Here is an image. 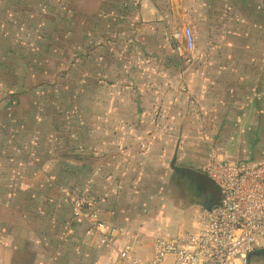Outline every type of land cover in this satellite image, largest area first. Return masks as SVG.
<instances>
[{
	"label": "rangeland",
	"instance_id": "1",
	"mask_svg": "<svg viewBox=\"0 0 264 264\" xmlns=\"http://www.w3.org/2000/svg\"><path fill=\"white\" fill-rule=\"evenodd\" d=\"M56 1L21 12L28 0H0V264H14L36 247L40 264H123L117 247L100 250L99 260L92 246H85L87 256L78 254L68 244L77 237L70 225L82 224L86 234L94 216L108 227L142 222L136 231L156 225L159 233L166 229L154 218H168L171 230L184 214L176 236L195 234L197 215L219 198L217 189L205 199L195 178L209 179L212 155L219 151L236 163L249 157L250 146L264 153V135L260 143L246 136L243 128L253 125L238 122L243 101L231 94L235 70L254 58L238 65L245 47L210 34L194 3H177L176 14L167 0H81L89 2L73 3L78 11L72 15L70 3ZM84 5L101 8L92 25ZM74 21L78 32L69 36ZM94 155L109 159L82 169L75 164ZM38 166L53 175L49 182L34 177ZM81 199L92 210L86 206L76 217ZM65 224L72 229L63 231ZM85 236L84 242L98 239ZM256 256L252 263L264 264V253Z\"/></svg>",
	"mask_w": 264,
	"mask_h": 264
},
{
	"label": "built area",
	"instance_id": "2",
	"mask_svg": "<svg viewBox=\"0 0 264 264\" xmlns=\"http://www.w3.org/2000/svg\"><path fill=\"white\" fill-rule=\"evenodd\" d=\"M185 46H194L190 30L185 32ZM205 174L218 187L219 201L196 217L195 234L156 240L151 260L136 256L135 234L98 224L94 216L88 234L97 235L101 247H113L125 237L118 256L127 264H253L251 255L264 243V162L235 163L214 156ZM81 200L85 204H79L76 217L85 215L86 206L92 210Z\"/></svg>",
	"mask_w": 264,
	"mask_h": 264
},
{
	"label": "crops",
	"instance_id": "3",
	"mask_svg": "<svg viewBox=\"0 0 264 264\" xmlns=\"http://www.w3.org/2000/svg\"><path fill=\"white\" fill-rule=\"evenodd\" d=\"M59 1L60 2H56V3H66V5L67 3H87L89 2V1L79 2L81 0H59ZM163 1L164 0H140L141 3H163ZM103 2L104 0H93V3H103ZM167 2L173 3V5L175 6L176 14L179 13V6L177 5V3H194L196 14H197V9L200 10V13L203 15V18H204V24L207 25V27L209 28L208 32L210 34L219 36L223 41L231 40L237 43L241 42L242 44L240 45L244 46L246 51H245V54L242 55V57L238 56V58L236 59V62H239L238 65L243 64L242 62L245 60V58H254L252 60L253 61L252 63L243 65L242 67L237 68L235 70L239 72L240 74L238 76L237 82L235 83V86L232 89L231 94L239 95L240 96L239 100L243 101L242 105L239 106L237 109V112L239 115L238 122L242 121L245 124L252 123L253 125V128L246 125L243 128V131L246 132L247 134L246 136H248V134L250 133L253 134L255 137V140L260 143L261 142L260 137L264 135V91H263L264 89V60H260V57H264V18H262V15H261L262 10H264V6L262 4L264 3V0H167ZM120 3H123L122 0L120 1ZM134 3H138V2H136L135 0ZM176 8H178V12H176ZM60 10H67V8L60 9ZM100 10L101 8L97 6L93 7L92 10H90V8L88 9L84 5L82 9V14L88 17V21L92 25L93 22H95V20L99 19ZM194 24L195 25L197 24L196 20ZM68 25H69V28H68L69 36L73 35V33H70V30L73 28L75 29V33L78 32V26H77L76 21ZM95 33H96V29L95 31H93V33H90V34H95ZM212 40H214V38ZM222 45H224V43H222L221 46ZM80 46L81 44H79L78 47ZM9 72H12V69L11 70L6 69L5 73H9ZM31 78L32 80L31 81L29 80V81H30V85L33 86L34 85L33 83H37L36 79L38 78L36 77H31ZM15 95H18V93ZM224 114L226 113L224 112ZM237 126H238V129L240 130V125L238 124ZM249 150H250V152L248 153L249 157H247L243 161H252L255 164L264 162V153L262 154L261 152H258V151L252 152L251 146L249 147ZM214 156L217 157V159L219 160L227 161V157H223L219 151L215 152L212 155V158ZM108 159L109 158L105 156L96 157L94 155V157L90 159L87 158L81 164V166L77 165V167L80 166L79 169H82L84 167L101 166L107 163ZM68 164L72 165L73 163L68 162ZM173 170L175 172L177 169L174 167ZM32 172L35 175L34 176L35 178L37 179H39V177L41 178L42 183L49 182V178L53 176V175H50V174L47 175L46 173H44L39 166L32 169ZM52 187H54V183H52ZM204 192L206 193L204 194V198L207 199L209 197L208 192L211 193V191L205 190ZM50 193H52V190H50ZM219 198H220V193H219ZM219 198L217 202L219 201ZM41 202L47 204L48 199L44 198ZM217 202L215 201L205 206L204 211L216 205ZM18 206L25 210V208L22 205H18ZM38 208L39 206L38 204H36L29 212L34 215ZM160 215L163 216V214L159 213L158 217ZM183 216L184 214L176 217L175 227L171 230L168 228L169 226L168 218L165 219V217L163 216L162 221L159 220L158 217H157L158 219L154 218L155 222H161V225L164 226V229H166L165 231H160L159 233H156L157 231L156 225H154V227L152 228H149L147 225H143L144 228L142 227L141 231H136L138 226L141 225L142 222L141 224L134 226V228H129L132 230L125 229V228H121V229L118 228V229H120L124 233L135 234L137 236L136 256L142 260H151L154 255L153 246L156 240L176 237L177 234H176L175 228L182 221ZM195 225L197 226L196 219H195ZM70 226L73 228L72 230L73 234L75 233L77 237L74 242L68 243L70 246L69 245L67 246L77 248L78 254H80L81 256H87L85 246H92L91 256L94 258L96 257L99 260L100 250H102L103 248L111 249L115 247L119 249L121 245L123 244V240L125 239V237L122 239H119L117 242V245L113 247H101L98 243V239L96 241L94 239H89L88 241L84 242V240L87 239L85 235H88V231L86 229V234H85V231H84L85 228L84 226H82V224H76V225L71 224ZM70 226L68 227L65 224L63 225L62 230L69 231V229L71 228ZM16 227L17 226H15V228ZM16 230H19V229L17 228ZM93 240L95 243H93ZM25 255L34 256V259H32L28 264H40L41 253L37 251V247L35 248V250L29 249L27 251H24L21 255H19L16 258V260H14V264H24L20 259ZM254 258L255 257L252 256L251 261H253ZM123 264H127V263H123Z\"/></svg>",
	"mask_w": 264,
	"mask_h": 264
},
{
	"label": "trees",
	"instance_id": "4",
	"mask_svg": "<svg viewBox=\"0 0 264 264\" xmlns=\"http://www.w3.org/2000/svg\"><path fill=\"white\" fill-rule=\"evenodd\" d=\"M120 1L121 0H119V1H117V3L119 2L120 3ZM127 3H129V0H125ZM124 0H122V2L123 3H126ZM28 2L29 3H22V5H21V7H20V11L21 12H25V10H26V8H28V7H30V6H33V7H42L43 5H44V3H50L49 2V0H28ZM56 2H60L59 0L58 1H56ZM56 2H52V3H56ZM58 4V3H57ZM73 6V3H70V10H71V14L73 15V13H75V12H77L78 10L76 9V7H75V9L72 7ZM46 7H48V5L46 6ZM61 12H63L64 10H60ZM63 14H65V12L63 13ZM70 33H75V29L73 28V29H71L70 30ZM98 42V41H97ZM79 44L80 43H76V48L79 46ZM260 60H264V57H260ZM11 70V69H10ZM38 72H40L41 73V71H37V73H36V78H38L39 76H38ZM4 74V76H10L11 75V72H9V73H3ZM32 80V78L30 79V81ZM13 96H17V95H13ZM82 158L81 157H78V158H76V161H75V164L76 165H81L82 164ZM68 162H71V163H73L74 164V160L73 159H68ZM198 175H196V177H197ZM264 253V251L263 250H257L256 252H254L252 255H251V257H250V259H252V256H256V255H262ZM257 257V256H256Z\"/></svg>",
	"mask_w": 264,
	"mask_h": 264
},
{
	"label": "water",
	"instance_id": "5",
	"mask_svg": "<svg viewBox=\"0 0 264 264\" xmlns=\"http://www.w3.org/2000/svg\"><path fill=\"white\" fill-rule=\"evenodd\" d=\"M176 12H178V8H176ZM196 183L197 185L202 184L204 190L206 191H212L218 189V187L214 184V182H212L210 179H206V177H204L203 175H198L196 177Z\"/></svg>",
	"mask_w": 264,
	"mask_h": 264
},
{
	"label": "flooded vegetation",
	"instance_id": "6",
	"mask_svg": "<svg viewBox=\"0 0 264 264\" xmlns=\"http://www.w3.org/2000/svg\"><path fill=\"white\" fill-rule=\"evenodd\" d=\"M181 172H183V170H181ZM196 178V177H195Z\"/></svg>",
	"mask_w": 264,
	"mask_h": 264
}]
</instances>
